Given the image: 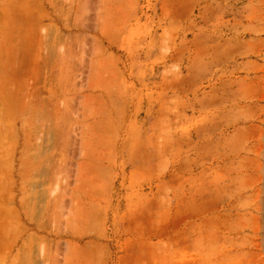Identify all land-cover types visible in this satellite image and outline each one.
<instances>
[{
	"label": "rangeland",
	"instance_id": "obj_1",
	"mask_svg": "<svg viewBox=\"0 0 264 264\" xmlns=\"http://www.w3.org/2000/svg\"><path fill=\"white\" fill-rule=\"evenodd\" d=\"M0 264H264V0H0Z\"/></svg>",
	"mask_w": 264,
	"mask_h": 264
}]
</instances>
